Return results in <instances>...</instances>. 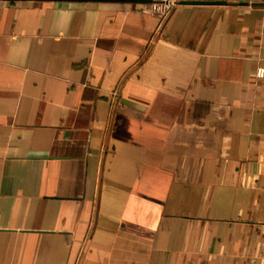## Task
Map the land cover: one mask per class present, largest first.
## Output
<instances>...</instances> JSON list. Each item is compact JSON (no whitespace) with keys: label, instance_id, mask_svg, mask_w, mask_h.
Segmentation results:
<instances>
[{"label":"crops","instance_id":"1","mask_svg":"<svg viewBox=\"0 0 264 264\" xmlns=\"http://www.w3.org/2000/svg\"><path fill=\"white\" fill-rule=\"evenodd\" d=\"M2 0L0 264H264V0Z\"/></svg>","mask_w":264,"mask_h":264},{"label":"built area","instance_id":"2","mask_svg":"<svg viewBox=\"0 0 264 264\" xmlns=\"http://www.w3.org/2000/svg\"><path fill=\"white\" fill-rule=\"evenodd\" d=\"M1 1L2 0H0V16L2 12ZM178 3L179 0H152V3L142 6V11L159 17L161 20H165L171 15ZM258 75L261 78L264 77V69H261Z\"/></svg>","mask_w":264,"mask_h":264},{"label":"water","instance_id":"3","mask_svg":"<svg viewBox=\"0 0 264 264\" xmlns=\"http://www.w3.org/2000/svg\"><path fill=\"white\" fill-rule=\"evenodd\" d=\"M80 1H96V2H115V3H140V4H150L152 0H80ZM183 5H223L224 2L219 1H193L185 0L182 1Z\"/></svg>","mask_w":264,"mask_h":264}]
</instances>
